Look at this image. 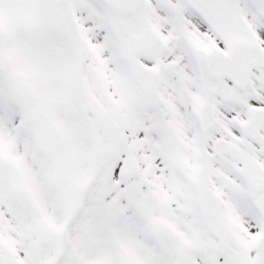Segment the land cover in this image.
Masks as SVG:
<instances>
[{"label": "snow or ice", "instance_id": "snow-or-ice-1", "mask_svg": "<svg viewBox=\"0 0 264 264\" xmlns=\"http://www.w3.org/2000/svg\"><path fill=\"white\" fill-rule=\"evenodd\" d=\"M0 264H264V0H0Z\"/></svg>", "mask_w": 264, "mask_h": 264}]
</instances>
